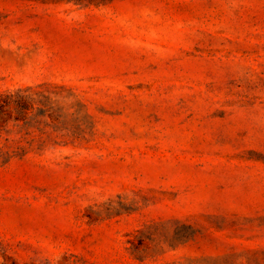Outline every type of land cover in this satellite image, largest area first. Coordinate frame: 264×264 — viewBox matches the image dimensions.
Masks as SVG:
<instances>
[{"label": "rangeland", "instance_id": "obj_1", "mask_svg": "<svg viewBox=\"0 0 264 264\" xmlns=\"http://www.w3.org/2000/svg\"><path fill=\"white\" fill-rule=\"evenodd\" d=\"M0 264H264V0H0Z\"/></svg>", "mask_w": 264, "mask_h": 264}]
</instances>
